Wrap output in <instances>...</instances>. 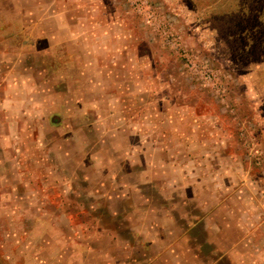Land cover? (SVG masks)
Returning a JSON list of instances; mask_svg holds the SVG:
<instances>
[{
    "label": "rangeland",
    "instance_id": "1",
    "mask_svg": "<svg viewBox=\"0 0 264 264\" xmlns=\"http://www.w3.org/2000/svg\"><path fill=\"white\" fill-rule=\"evenodd\" d=\"M0 35L5 70L15 63L21 77L47 75L59 98L85 100L86 106H79L88 119L80 122L83 113L69 100L73 104L63 110L67 131L75 133L69 148L79 155L48 156L67 168L54 175L40 170L46 166L44 145L32 142L24 153L29 140L18 141L20 151L0 148V264H32L45 239L42 234L32 246L39 225L64 231L58 209L73 206L61 203L59 180L72 176L76 193L77 174L103 179L91 172L92 156L96 169L111 162L113 173L126 180L147 171L139 158L138 165L128 167L114 152L112 147L130 144L104 134L106 122L93 127L94 114L114 113L119 97L130 106L133 150L143 146L147 139L140 136L148 131L149 142L164 146L166 160L175 161L178 153V162L186 158L197 164L160 167L162 176L144 184L148 194L161 197L155 203L158 213L166 207L174 217L189 218L178 224L186 230L177 250L182 264H264V0H0ZM53 63L69 67L70 74L84 69V89L71 86L75 75L52 74L48 65ZM59 111L60 106L54 114ZM127 116L117 125L124 128ZM3 119L0 112V135L8 132ZM30 126L34 139L37 129ZM65 135L53 131L51 142L59 144ZM155 171L156 166L152 175ZM164 180H177L179 186H163ZM47 209L51 217L40 222L37 216Z\"/></svg>",
    "mask_w": 264,
    "mask_h": 264
},
{
    "label": "crops",
    "instance_id": "2",
    "mask_svg": "<svg viewBox=\"0 0 264 264\" xmlns=\"http://www.w3.org/2000/svg\"><path fill=\"white\" fill-rule=\"evenodd\" d=\"M2 39L3 36L0 35V41ZM4 51L6 50L4 49ZM3 54L4 52L0 50V112L3 114V120L5 121L2 123L8 124V132L0 135V148L4 153L6 152V148L20 151V145L18 148L16 147V144L20 140H29V143L31 142L30 144H24L23 153L27 145L32 149V142L38 146L44 145L43 154L46 157V166H40L41 172H45V175L46 172L54 175V172L58 168L60 171L62 169L66 171L67 168L65 166H55L48 159V156L58 154L63 156L79 155L78 151L74 152V148H69V143L72 141L73 134L75 133L72 134V132L67 131L68 115L64 114L63 110L65 107H69L77 102V107H80V113H83L79 115V121L86 122L88 119L85 118L83 108L86 106L85 100H78V98L68 99L65 97H60V99L56 91L57 87L46 81L47 75H43L45 78H41L40 80L34 78L32 75L21 77L19 73L20 69L15 63L7 66V70H5V56L3 57ZM55 64L48 65V70L52 74L75 75L74 83L71 86H75L77 90L81 87L84 89V76L86 74L84 69H81L79 72L77 71L76 74H70L73 72L69 73V67L64 65L56 67ZM79 76L82 78L80 82ZM71 77L73 78V76ZM42 80L44 82H40ZM79 83H82V86H79ZM40 90L43 91V94L40 93ZM48 90L50 93L46 95L45 92ZM52 90L57 93V99L51 93ZM57 100L61 101V103L58 104ZM69 100L74 102L72 103ZM115 101L117 100L113 102L115 105L114 113L105 117H102L101 114L97 116L96 113L94 114L93 127L106 122L104 134L110 136L112 139L125 138L130 144H126L123 148L114 146L112 147L114 152L116 151L121 157H124L125 163H128V167L138 165L137 158H139V164L144 166L147 171L135 174V179L126 180L119 176V173H113L112 166H108L111 162L106 164V166H99L96 169L98 166H94L96 161V156L94 155L92 156V163H90V167H92L91 172L94 171L95 176L96 174L102 175L103 179L97 181L95 178H89L90 175L79 178V174H77L76 193L72 189L74 185L72 176L67 175L68 177L64 182L63 179L59 180L61 185L63 183L65 191L64 193L62 189L61 203H71L73 207L69 208L68 206L67 209L62 207L58 209L60 213L58 212L59 216L56 219L65 221L66 226L64 231L58 228L52 231L54 227H49L48 225H44V227H42L43 225H39L38 230L32 231V241L34 242L32 246H37L40 236L42 234L45 235L43 245L35 249L36 254L32 257V264H182L183 260L177 255V250L183 245L180 240H183L182 236L186 234V230L182 226H178V224L183 221L188 222L189 218L184 216L174 217L172 211L166 207H163L162 213H158L155 203L162 202L161 197L155 198L154 195L148 194L144 184H149L153 181L152 176H162L160 167L164 169L168 166H195L197 164L186 158L184 160L180 159V162H178L177 158L179 159L181 156L178 153L175 161L170 162L166 160L163 157L167 154L164 146L160 143L154 145V143L149 142L150 136L148 131L141 133L140 137L147 139L142 143L143 146L133 150L130 143L133 135V127L130 121L133 118L129 117H132V114L127 109L130 106L128 101L122 99V97H119L118 103ZM80 104L83 107L79 106ZM88 105L91 107L90 103ZM45 106H50L46 111L48 114H42V109L44 110ZM58 106L61 109L60 115V111L58 114H54ZM99 106L101 107V105ZM92 108H95V104ZM119 108H123V112ZM41 115L44 116V119L39 120ZM122 116L129 118V120L124 118V121L126 120L124 128L117 125L123 122L121 120ZM111 123H114V125L111 126ZM30 124H35L37 129L34 139H32ZM42 124L44 126V133L42 136H39L42 134L40 132ZM58 129L65 131L68 135H65L64 139H61V143L55 142L53 144L54 138L51 136V133ZM76 137L84 140V138L79 137V132H76ZM29 146L28 148H30ZM76 148H78V144ZM80 152V161H83V156L86 155L84 142H80ZM171 153L176 154L175 152ZM206 153L209 154L211 151ZM135 155L136 158H134ZM185 155L188 156L190 153L188 152ZM208 165L212 166L211 163H208ZM154 166H156V175H152ZM78 167L76 168L77 172L79 171ZM150 169L151 174L149 173ZM82 171L83 168L80 169V172ZM120 172L124 173L123 171ZM107 174L110 175L109 179H105ZM161 179L163 180L164 177ZM51 183H53L52 180ZM162 184L163 186L178 187L179 181L172 180L170 182L167 180L166 182L164 180ZM79 186L80 190L78 189ZM86 186L87 189H85ZM50 200L53 202L51 198ZM150 202L154 206H150ZM50 217L51 211L49 209L37 216V218H40V222L42 218L49 219ZM76 219L77 221H74ZM148 219L152 221L151 223L155 224L154 227H149ZM162 219L165 221L161 222ZM172 223L177 225L172 226ZM127 226L131 229V237L128 238L125 236ZM54 233L55 235H52ZM56 234L61 235L55 238ZM49 236L52 237V240H49ZM53 239L56 242H53ZM187 250L189 251V249ZM58 251L60 252L59 254L54 253ZM164 254H167V257ZM191 261L193 260H186V264H193Z\"/></svg>",
    "mask_w": 264,
    "mask_h": 264
}]
</instances>
